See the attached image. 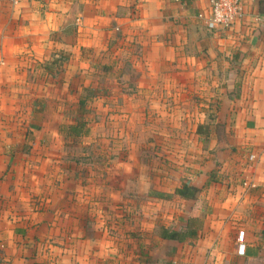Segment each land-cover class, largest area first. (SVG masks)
<instances>
[{
  "label": "crops",
  "instance_id": "obj_1",
  "mask_svg": "<svg viewBox=\"0 0 264 264\" xmlns=\"http://www.w3.org/2000/svg\"><path fill=\"white\" fill-rule=\"evenodd\" d=\"M241 3L219 31L207 0H0V264H264V0ZM87 86L111 98L74 137Z\"/></svg>",
  "mask_w": 264,
  "mask_h": 264
},
{
  "label": "rangeland",
  "instance_id": "obj_2",
  "mask_svg": "<svg viewBox=\"0 0 264 264\" xmlns=\"http://www.w3.org/2000/svg\"><path fill=\"white\" fill-rule=\"evenodd\" d=\"M104 84H105V81H104ZM103 87L104 85L102 86V88ZM78 92H79L78 96H74L72 100H68L67 103H68L69 111L68 113H64L65 118L68 120L74 121V122L83 121L85 124L90 123L94 120L96 121L98 118H102V116L104 115V112L103 110H101L99 106L100 104L106 105L107 100L108 99L110 100L111 97L108 96L107 93H98L99 91L96 88L90 87V86L83 87L79 89ZM201 100L202 98L196 97V102L201 101ZM30 101L31 99H29V102ZM32 102H35V101H32ZM37 105H40V103H38ZM38 110L41 113V116L40 118L36 116V119L41 120L44 115V111H43L44 109L43 107H39ZM114 114L120 115L121 113H114ZM37 130L39 129L32 128V130H30L27 127L23 129L22 134L26 138H30L34 134V132H36ZM206 130L207 129L203 126L198 128V132L200 133V135L205 134Z\"/></svg>",
  "mask_w": 264,
  "mask_h": 264
},
{
  "label": "built area",
  "instance_id": "obj_3",
  "mask_svg": "<svg viewBox=\"0 0 264 264\" xmlns=\"http://www.w3.org/2000/svg\"><path fill=\"white\" fill-rule=\"evenodd\" d=\"M12 4L18 3L20 0H8ZM37 1V0H34ZM39 1V0H38ZM179 1V0H174ZM208 16L207 23L211 29L219 31H227L242 16L241 0H207ZM201 16V15H200ZM250 159L253 155L249 156ZM245 184V183H244ZM236 253L241 256L244 253L245 241L244 232L239 230L236 234Z\"/></svg>",
  "mask_w": 264,
  "mask_h": 264
},
{
  "label": "trees",
  "instance_id": "obj_4",
  "mask_svg": "<svg viewBox=\"0 0 264 264\" xmlns=\"http://www.w3.org/2000/svg\"><path fill=\"white\" fill-rule=\"evenodd\" d=\"M260 3V10H264L261 8ZM201 127V126H200ZM197 127L196 131H198ZM70 134L74 137H81L87 134V127L83 121L75 122L73 125L69 126ZM199 133V132H198ZM197 192V189L192 187L191 185L183 184L181 187L176 188L174 190V194L181 198H193ZM201 221L198 218L193 219L185 228L180 230H175L167 227H159L158 234L165 239L175 240V241H183L186 237L193 236L194 232L200 227ZM195 230V231H194Z\"/></svg>",
  "mask_w": 264,
  "mask_h": 264
}]
</instances>
